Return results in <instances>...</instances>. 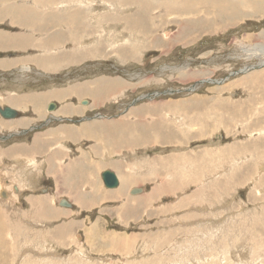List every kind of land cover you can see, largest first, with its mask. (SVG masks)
I'll use <instances>...</instances> for the list:
<instances>
[{"label": "rangeland", "instance_id": "obj_1", "mask_svg": "<svg viewBox=\"0 0 264 264\" xmlns=\"http://www.w3.org/2000/svg\"><path fill=\"white\" fill-rule=\"evenodd\" d=\"M200 1L132 0L140 33L130 28L125 44L116 42L113 61L35 82L43 92L28 112L34 130L51 123L48 103L65 100L59 88L69 82L114 76L102 112L144 107L126 114L146 127L147 145L129 156L128 177L140 185L130 194L146 198L140 220L122 223L100 208L77 212L87 229L65 246L40 236L36 222L34 235L9 236L12 252L0 244V264H264V1L235 0L233 14ZM186 4L194 12L185 14Z\"/></svg>", "mask_w": 264, "mask_h": 264}, {"label": "crops", "instance_id": "obj_2", "mask_svg": "<svg viewBox=\"0 0 264 264\" xmlns=\"http://www.w3.org/2000/svg\"><path fill=\"white\" fill-rule=\"evenodd\" d=\"M117 2L0 0V107L18 111L14 118L0 116L3 253L12 252L6 245L10 235H34L29 230H35L36 222L42 227L40 236L59 243L64 240L65 246L74 231L87 229L77 212L100 208L123 223L140 220L145 210L144 195L130 194L131 188L140 185L134 183L135 176L128 177L129 156L135 148L147 145L146 127L139 129L130 116L144 107L133 105L130 111L116 116L102 112L116 90V77L105 75L59 88L66 96L60 104L54 102L58 107L53 110L56 116L51 117V123L55 124L49 122L34 130L35 122L28 114L36 111V94L43 92L34 89L36 81L70 68L80 70L77 67L89 61H113L116 42L125 44L130 28L134 35L140 33L141 26L138 20V24L133 22L131 14L138 4L131 6L132 0ZM12 94H16L14 98ZM74 95L90 100L76 102L70 99ZM37 107L41 110L44 105ZM106 170L118 176L120 185L105 186L102 173ZM63 200L69 204H61Z\"/></svg>", "mask_w": 264, "mask_h": 264}, {"label": "bare ground", "instance_id": "obj_3", "mask_svg": "<svg viewBox=\"0 0 264 264\" xmlns=\"http://www.w3.org/2000/svg\"><path fill=\"white\" fill-rule=\"evenodd\" d=\"M198 1H200V0H198ZM242 1V0H241ZM248 1V0H247ZM255 1V0H254ZM253 1V2H254ZM257 1V3H259V0H256ZM255 1V2H256ZM264 1V0H263ZM195 3V2H194ZM202 3H204V5L205 4H207V5H209V8H211V11H216L217 12V10H222V11H225V10H230V13L232 12V11H238L240 8H239V5H238V3L237 2H235V0H201L200 1V4H202ZM261 4H263L264 2H260ZM193 4V3H192ZM247 4V3H246ZM142 6H144L143 4H141ZM193 5H195V4H193ZM199 5V4H198ZM203 5V4H202ZM201 5V6H202ZM192 6V5H191ZM190 6V4L188 5V4H186V6H185V8H184V13L185 14H189V11L192 13V12H194V11H192V10H190L189 8L191 7ZM140 7V6H139ZM140 8H142V7H140ZM150 8V7H149ZM201 8V7H200ZM152 10V9H151ZM141 11V10H140ZM148 11V10H147ZM209 12H210V10H208ZM138 12V11H137ZM142 12V11H141ZM254 12H256V11H254ZM139 14V13H138ZM141 14V13H140ZM148 14V13H147ZM146 14V15H147ZM221 14V13H220ZM231 14H233V13H231ZM235 14V13H234ZM144 15V14H143ZM215 15V14H214ZM145 16V15H144ZM148 17H149V15H148ZM215 17V16H214ZM146 19V18H145ZM152 19H154V18H152ZM194 19V18H193ZM141 20V19H140ZM192 20H189V21H186L187 23H189V22H191ZM195 21V20H194ZM186 22H183V23H186ZM140 23V22H139ZM180 23V22H179ZM141 24V23H140ZM184 25V24H183ZM180 26H181V24H180ZM188 26V25H187ZM186 26V27H187ZM190 26V25H189ZM188 26V27H189ZM147 28V27H146ZM181 28V27H180ZM91 49V48H90ZM109 83V82H108ZM103 85H104V83H103ZM19 95V94H18ZM12 96V95H11ZM17 105V104H16ZM58 107V106H57ZM18 112V111H17ZM19 119V118H18ZM12 154V153H11ZM252 155V154H251ZM192 158V157H191ZM249 159V158H248ZM5 164V163H4ZM36 164V163H35ZM198 165V164H197ZM264 166V165H263ZM17 167V166H16ZM37 167V166H36ZM190 167V166H189ZM50 173V172H49ZM207 174V173H206ZM210 174V173H209ZM2 176V175H1ZM117 176V175H116ZM118 177V176H117ZM171 180V179H170ZM118 182H119V179H118ZM118 185H120V182L118 183ZM117 185V186H118ZM167 185V184H166ZM2 186V185H1ZM106 186V185H105ZM116 186V187H117ZM168 186V185H167ZM107 187V186H106ZM105 188V187H104ZM114 188V187H113ZM170 188V187H169ZM15 189V188H14ZM138 190H139V188H137ZM204 189V188H203ZM37 190V189H36ZM155 190V189H154ZM134 192H135V194H137L138 193V191L137 190H133ZM44 196V195H43ZM130 196V195H129ZM196 197V196H195ZM198 197V196H197ZM109 199V198H108ZM200 199V198H199ZM1 200V199H0ZM9 200V199H8ZM67 201V200H66ZM41 204V203H40ZM185 204V203H184ZM188 204V203H187ZM203 204V203H202ZM64 205V204H63ZM129 206V205H128ZM41 219V218H40ZM209 220V219H208ZM74 221V220H73ZM127 226V225H126ZM62 230V229H61ZM175 230V229H174ZM33 231V230H32ZM61 233V232H60ZM63 236V235H62ZM111 236V235H110ZM89 238V237H88ZM60 239V237L58 238V241H60L59 240ZM103 239V238H102ZM133 239H136V238H133ZM125 243V242H124ZM133 243V242H132ZM35 244V243H34ZM32 245V244H31ZM42 245V244H41ZM29 247V246H28ZM47 247V246H46ZM48 248V247H47ZM46 248V250H48ZM39 249V248H38ZM51 249L52 248H50V251H51ZM54 249V248H53ZM35 251V250H34ZM37 251V250H36ZM35 251V252H36ZM49 251V250H48ZM49 251V252H50ZM122 252V251H121ZM177 252V251H176ZM46 253V252H45ZM48 253V252H47ZM36 254H38L37 252H36ZM39 256H40V254H39ZM8 258V257H7ZM81 258V257H80ZM155 259V258H154ZM3 261V260H2ZM116 261V260H115ZM4 263V262H3ZM176 263V262H175Z\"/></svg>", "mask_w": 264, "mask_h": 264}, {"label": "water", "instance_id": "obj_4", "mask_svg": "<svg viewBox=\"0 0 264 264\" xmlns=\"http://www.w3.org/2000/svg\"><path fill=\"white\" fill-rule=\"evenodd\" d=\"M57 107V104L54 102H50L48 105V110L53 111ZM0 115L5 118H14L17 116V111L11 107H0ZM102 179L104 184L108 188H113L118 185V177L116 174L110 170H106L102 173ZM69 204L66 200H63L61 204Z\"/></svg>", "mask_w": 264, "mask_h": 264}]
</instances>
